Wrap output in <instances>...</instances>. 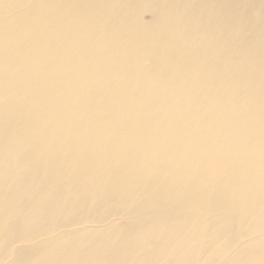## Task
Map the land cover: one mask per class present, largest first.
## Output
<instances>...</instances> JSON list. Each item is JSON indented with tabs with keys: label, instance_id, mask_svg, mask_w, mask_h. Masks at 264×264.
Instances as JSON below:
<instances>
[{
	"label": "bare ground",
	"instance_id": "6f19581e",
	"mask_svg": "<svg viewBox=\"0 0 264 264\" xmlns=\"http://www.w3.org/2000/svg\"><path fill=\"white\" fill-rule=\"evenodd\" d=\"M0 264H264V0H0Z\"/></svg>",
	"mask_w": 264,
	"mask_h": 264
},
{
	"label": "rangeland",
	"instance_id": "374dc122",
	"mask_svg": "<svg viewBox=\"0 0 264 264\" xmlns=\"http://www.w3.org/2000/svg\"><path fill=\"white\" fill-rule=\"evenodd\" d=\"M149 17V15H146V18H148Z\"/></svg>",
	"mask_w": 264,
	"mask_h": 264
}]
</instances>
